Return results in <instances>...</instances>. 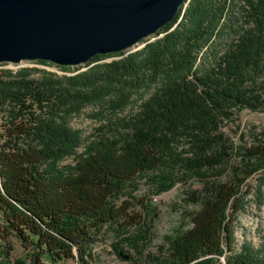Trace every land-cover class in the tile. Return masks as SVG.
Segmentation results:
<instances>
[{
    "label": "trees",
    "instance_id": "obj_1",
    "mask_svg": "<svg viewBox=\"0 0 264 264\" xmlns=\"http://www.w3.org/2000/svg\"><path fill=\"white\" fill-rule=\"evenodd\" d=\"M141 41L76 66L0 68V232L20 241L29 264L87 263L104 231L144 249L141 212L117 201L141 176L157 192L169 189L178 167L204 179L187 194L198 209L188 227L166 236L165 249L145 255L149 264H215L222 256L225 264H264V242L235 248L232 231L245 209L242 182L264 170V140L232 159L234 147L218 131L232 111L264 108V0H187ZM132 101L119 127L101 124L83 136L72 126L84 109L98 115ZM0 264H11L8 250Z\"/></svg>",
    "mask_w": 264,
    "mask_h": 264
},
{
    "label": "rangeland",
    "instance_id": "obj_2",
    "mask_svg": "<svg viewBox=\"0 0 264 264\" xmlns=\"http://www.w3.org/2000/svg\"><path fill=\"white\" fill-rule=\"evenodd\" d=\"M154 35L144 40L153 39ZM143 43L140 41L125 51L136 50ZM106 59H111V57ZM35 61L23 60L18 64L0 63V68L16 69L22 66H39ZM44 68L60 72L54 65H46ZM132 106H135L134 101L117 111L104 109L98 115H94V108H87L71 120L72 126L81 130L83 136L90 135L101 124H106L111 128L119 127L121 119L133 111ZM218 131L234 147L232 159H239L242 152L239 153V151L243 145L264 140V108L234 110L228 119H224L219 124ZM178 145L184 144L181 142ZM229 176L230 171H226L220 179L226 181ZM173 177V186L161 192L156 191L155 184L150 182L149 178L137 177L135 189L125 191L122 199L117 201L119 204L121 200L128 199L132 203L129 210L141 212L140 222L145 221V226L149 228L148 241L144 249L131 248L125 242H121L113 231H104L98 235L92 245V258L88 259L87 263H79L70 258L57 264H149L145 255L158 250V247L163 244L165 249L167 246L166 236L188 227L191 215L198 209L187 194L200 190L204 179L191 176L188 172L183 174L178 167L174 168ZM259 184L260 191L258 190ZM240 190L244 194L246 204L245 209L237 212L234 217L232 225L234 246L235 248L239 247L243 240H248L253 246H258L264 242V170H259L246 178L242 182ZM127 194L128 196H126ZM229 212H231L230 209ZM113 243L119 244L117 251L113 248ZM0 250H8L11 264H14V260H21L29 264L27 251L13 235L6 236L0 232ZM225 255L228 253L226 252ZM215 264H225L224 256L220 257Z\"/></svg>",
    "mask_w": 264,
    "mask_h": 264
},
{
    "label": "water",
    "instance_id": "obj_3",
    "mask_svg": "<svg viewBox=\"0 0 264 264\" xmlns=\"http://www.w3.org/2000/svg\"><path fill=\"white\" fill-rule=\"evenodd\" d=\"M187 0H0V63L59 66L126 50L170 23Z\"/></svg>",
    "mask_w": 264,
    "mask_h": 264
}]
</instances>
